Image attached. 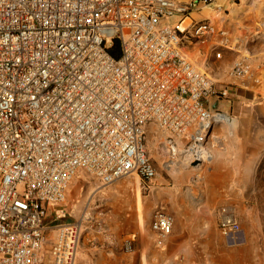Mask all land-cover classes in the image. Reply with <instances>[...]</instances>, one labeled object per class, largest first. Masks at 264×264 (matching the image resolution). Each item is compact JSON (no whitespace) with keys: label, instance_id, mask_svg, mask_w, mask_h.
<instances>
[{"label":"built area","instance_id":"1","mask_svg":"<svg viewBox=\"0 0 264 264\" xmlns=\"http://www.w3.org/2000/svg\"><path fill=\"white\" fill-rule=\"evenodd\" d=\"M216 0H0V264H77L87 209L68 217L62 205L78 171L101 185L136 176L148 193L156 176L146 149L149 126L165 151L190 166L210 160L213 129L232 123V85L219 83L185 55L217 39L211 52L236 51L228 31L193 14ZM116 41L119 56L107 48ZM264 59H234L229 74L245 81ZM173 218L153 212L161 247ZM218 228L240 232L226 210ZM135 236L123 240L132 252Z\"/></svg>","mask_w":264,"mask_h":264},{"label":"crops","instance_id":"2","mask_svg":"<svg viewBox=\"0 0 264 264\" xmlns=\"http://www.w3.org/2000/svg\"><path fill=\"white\" fill-rule=\"evenodd\" d=\"M229 2L230 0H216L215 5L192 16L198 20L207 19L218 28L228 31L231 40L237 45V50L222 49L220 58L216 59L211 48L217 39L212 38L205 43L188 45L185 55L213 80L232 85L233 95L238 98L239 104H244V107L256 103L264 104V69L245 81H234L229 74L232 62L238 57H248L254 63L264 59V4L256 6L255 0L248 5ZM224 10L227 12L224 13ZM207 12L216 18L206 16ZM215 129L208 139L210 161L214 165L222 157L214 145L210 147L209 140L213 137ZM218 136L221 135H217L215 139L219 142ZM85 183H89L86 189L83 187ZM152 185L150 193L141 196L138 178L125 177L105 186L96 179L92 184L84 178L71 180L63 209L71 219L78 215L90 198L87 209L93 218L92 228L82 236L77 252V264L191 262V241L199 238L196 233L214 231L215 224L198 212L192 213L193 209L190 214L183 215L179 208L185 207L186 204L182 202L181 193L166 194L161 187ZM83 189L87 195L86 201L80 197ZM158 208H163L173 218L171 233L161 247L155 245L150 228L153 212ZM129 235H134L135 239L132 252L127 253L123 250V240Z\"/></svg>","mask_w":264,"mask_h":264},{"label":"rangeland","instance_id":"3","mask_svg":"<svg viewBox=\"0 0 264 264\" xmlns=\"http://www.w3.org/2000/svg\"><path fill=\"white\" fill-rule=\"evenodd\" d=\"M231 1L237 5L252 2ZM254 3L262 6L264 0ZM230 110L232 123L217 127L209 140L210 147L214 145L222 156L215 165L209 160L193 167L181 157L171 156L164 148L165 134L155 127L147 128L146 149L156 170L151 186L161 187L166 194L181 193L186 204L179 208L183 215L193 209L192 213L198 212L215 224L214 231L196 233L199 238L191 241L189 252L192 260L186 264H264V104L244 107L234 97ZM217 135L222 136H218L219 142ZM77 178L91 184L95 181L81 170L73 179ZM87 186L89 183L84 189ZM84 189L80 197L85 200ZM150 190L140 191V195L146 196ZM222 210L231 213L240 225V232L231 238L223 237L218 228Z\"/></svg>","mask_w":264,"mask_h":264},{"label":"water","instance_id":"4","mask_svg":"<svg viewBox=\"0 0 264 264\" xmlns=\"http://www.w3.org/2000/svg\"><path fill=\"white\" fill-rule=\"evenodd\" d=\"M210 108L212 111H224V110H230V105L228 103H220L218 100H212L210 104ZM198 163L194 162L192 163V166H197Z\"/></svg>","mask_w":264,"mask_h":264},{"label":"trees","instance_id":"5","mask_svg":"<svg viewBox=\"0 0 264 264\" xmlns=\"http://www.w3.org/2000/svg\"><path fill=\"white\" fill-rule=\"evenodd\" d=\"M109 54L114 58L119 56V44L116 41H113L112 44L107 48Z\"/></svg>","mask_w":264,"mask_h":264},{"label":"bare ground","instance_id":"6","mask_svg":"<svg viewBox=\"0 0 264 264\" xmlns=\"http://www.w3.org/2000/svg\"><path fill=\"white\" fill-rule=\"evenodd\" d=\"M205 15H206V16H207V15H208V16H212L213 18H216L215 15H213L212 13H209V12H207Z\"/></svg>","mask_w":264,"mask_h":264}]
</instances>
